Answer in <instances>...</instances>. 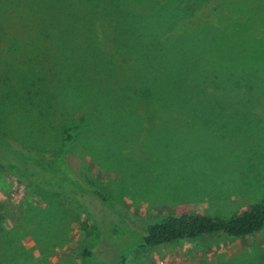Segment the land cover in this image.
<instances>
[{
    "label": "rangeland",
    "instance_id": "374dc122",
    "mask_svg": "<svg viewBox=\"0 0 264 264\" xmlns=\"http://www.w3.org/2000/svg\"><path fill=\"white\" fill-rule=\"evenodd\" d=\"M0 137V264H264V228L141 245L264 203V0H0Z\"/></svg>",
    "mask_w": 264,
    "mask_h": 264
},
{
    "label": "trees",
    "instance_id": "16d2710c",
    "mask_svg": "<svg viewBox=\"0 0 264 264\" xmlns=\"http://www.w3.org/2000/svg\"><path fill=\"white\" fill-rule=\"evenodd\" d=\"M233 71L234 69L227 68ZM218 72V71H213ZM164 74V82L157 86V91L154 85L148 84L143 91L146 96V100L149 103L154 101L153 96L158 97L161 101V105H167L169 102H174L171 96L178 93L173 90L170 93L172 76L166 73ZM171 79V81H170ZM163 86V87H162ZM157 92V95H156ZM199 110H202L199 109ZM74 132L68 129L65 133V141L68 146L73 138ZM0 144L8 149L10 152H17L19 149L11 146L4 138L0 137ZM29 151V150H28ZM56 162L58 166L53 167L52 170L66 175L69 178L74 179V171L71 170L69 164L66 162V150H62L56 156ZM4 158L0 155V160ZM102 200H105V195L97 189H90ZM264 228V203H256L247 209L241 210L235 214H232L226 218H219L211 215H206L196 212H183L178 214H167L158 221L146 225L145 234L142 238L141 245L154 247L168 242H174L179 240H197L204 236H209L215 239L222 238H246L259 233ZM2 248L0 247V253ZM86 256H91V251L86 250ZM126 255L121 257L119 264H123ZM1 262V261H0Z\"/></svg>",
    "mask_w": 264,
    "mask_h": 264
}]
</instances>
